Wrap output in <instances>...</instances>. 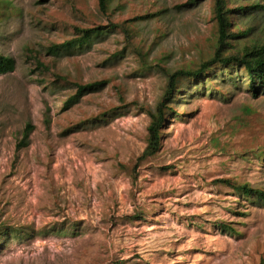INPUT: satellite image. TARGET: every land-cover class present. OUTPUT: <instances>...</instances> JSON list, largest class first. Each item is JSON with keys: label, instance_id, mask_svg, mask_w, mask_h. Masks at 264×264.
<instances>
[{"label": "rangeland", "instance_id": "rangeland-1", "mask_svg": "<svg viewBox=\"0 0 264 264\" xmlns=\"http://www.w3.org/2000/svg\"><path fill=\"white\" fill-rule=\"evenodd\" d=\"M213 5L0 0V53L15 61L0 76V264H264V203L220 183L264 192V91L253 96L243 67L179 81L161 148L142 158L164 71L214 54ZM227 9L228 33L245 36L225 56L264 45V0Z\"/></svg>", "mask_w": 264, "mask_h": 264}, {"label": "trees", "instance_id": "trees-1", "mask_svg": "<svg viewBox=\"0 0 264 264\" xmlns=\"http://www.w3.org/2000/svg\"><path fill=\"white\" fill-rule=\"evenodd\" d=\"M227 2L228 0H214L213 16L217 24L218 35L215 40L216 48L212 58L201 64L196 70L176 71L173 73L164 71L167 79L164 93L155 109L152 112L147 113L149 117V125L147 127V145L142 154V158H151L160 150L162 130L166 124L168 114L173 111L171 107L172 99L178 90V83L182 79H199L214 65L226 66L230 64H237L243 67L247 73L249 79V89L251 90L253 96L257 95L256 92L258 89L264 91V45H252L250 47H246L242 50V52L235 55H224V51L228 48V42L237 39L238 36H245L244 33H238L239 35H231L228 33L230 29V10L227 9ZM99 4L100 8L104 11L110 4V0H99ZM255 8L258 7L255 6ZM99 31V28L87 31L85 30L79 38L70 40L61 45L51 46L49 48V52L51 55H58L60 51L68 52L73 48L82 47L90 40L93 34L99 33ZM14 67L15 61L12 58L5 57L0 53V76L13 72ZM101 86H103V83H94L76 87L75 95L65 102L64 108L66 110L72 108L78 102L79 98L84 96V94ZM32 131L33 127L31 125H27L23 131L21 140L16 144V153L29 146V138ZM220 183L232 188L236 193L244 197H253L264 203L263 191L252 189L246 184L232 187L228 181H220ZM220 228L223 231L228 230L231 233H235L231 227L226 225H221Z\"/></svg>", "mask_w": 264, "mask_h": 264}]
</instances>
